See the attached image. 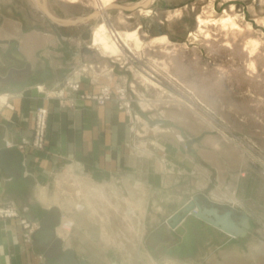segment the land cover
Wrapping results in <instances>:
<instances>
[{
  "label": "rangeland",
  "instance_id": "374dc122",
  "mask_svg": "<svg viewBox=\"0 0 264 264\" xmlns=\"http://www.w3.org/2000/svg\"><path fill=\"white\" fill-rule=\"evenodd\" d=\"M137 1L140 0H116V3L129 4ZM50 3L54 12L62 18L87 16L94 12L93 7L89 5L78 4L66 7L65 12L62 2L50 0ZM149 10L151 12L148 16L137 10L123 11V13H119L118 9L110 10V16L105 19L109 29L131 31L140 26L138 32L144 46L139 51H126L125 56L116 58V62L107 59L105 66L111 68L113 72L111 78L104 76L108 70L101 65V61L98 62L97 64L101 66L94 67V71L100 76L95 78L90 74L93 71L91 68L87 67L86 71L81 70L78 56L82 47L89 46L90 32L97 24L103 22L102 18H90L86 24L61 26L39 12L34 0H0V17L19 19L22 22L21 37L36 36L41 41L39 51L45 54L43 56L45 58H42L40 65L45 67V73L35 77L34 87L38 85L44 87L45 84L55 86V89H48V93L45 87L39 93L45 97L40 98L43 101L41 104L38 105L37 102L30 109L31 141L20 143L17 147L26 155L33 154L27 151V148L31 146L33 140L37 107L44 106L48 109L49 100L54 99L63 109L80 107L79 101H91L98 107H104V113L110 115L108 121L104 122V134L110 135L109 143L105 145L111 146L112 141L115 146L122 149L130 147L134 153L152 155L154 160L160 157L164 160L169 158L170 161L174 159L177 148L185 156L187 139L201 137L202 140L213 136V139L226 147L230 153L244 155L250 162L260 165L264 173V26L262 23L264 0H154L149 5ZM225 14L234 17L240 26L246 23L251 25L252 31L243 35L258 40L256 57L253 58L256 60L254 71L246 64L247 59L233 55L224 45L227 41L236 38L237 44L241 46V36L236 37L231 31H222L218 26L210 24L202 27L203 32H197L198 16L217 19ZM205 30L210 35L209 39H205ZM195 33H197L196 39L191 36ZM84 34H89V38L83 39ZM160 36H166L171 44L179 46L177 53L179 56L170 59L171 57L164 54V47L170 48L171 44L152 46L147 44L151 38ZM24 50L30 52V49L24 48ZM61 53L63 57L59 56ZM93 55L90 59L95 60L94 64L97 62L96 59L102 60L98 53ZM65 57L75 59L70 63ZM164 62L168 63V67ZM48 66L55 67L57 72L46 71ZM130 67L138 73L147 75L156 85L148 88L141 85L138 78L134 79ZM76 73L79 75L75 80ZM55 82L59 83L53 85ZM49 94L53 97H48ZM144 103L149 105L146 111L149 116H153V119L167 120L169 123L163 124L161 129L155 132L149 124L150 127H146L138 122L135 114L139 115L138 111H141V104ZM170 123L183 129L185 134L184 137L181 136L182 141L177 137L180 132ZM194 145L196 144H192L190 148L192 149ZM206 147L202 143L201 151L207 152ZM47 148L46 146L41 152L46 151ZM104 166V172L109 173L106 162ZM61 177L66 178L64 174ZM67 178L65 184L59 185L65 195L57 205L62 206L68 198H72L70 204L77 213L85 215L87 210L88 218L100 225L101 240L109 247V250H106L107 261L104 250L91 248L83 239L75 237L79 243L83 242L81 244L86 251L81 252V258L87 259L89 264L90 262L122 264L124 256L118 250L121 245L133 254L130 264H135L137 261L151 264L150 257L155 264H164L163 260L168 256H175V252H169V249L183 241L185 244L188 243L186 246L188 248L183 251V259L187 261L191 259L189 247L193 235L171 233L172 237L167 235L165 239L161 235L168 214L177 206L160 212V217L156 219L152 217L148 222L150 231L144 233L140 240L139 237L135 239V227L132 232L129 226L130 212L125 207L121 206L118 212L123 217V228L118 230L110 226L111 228L108 229V225L112 224V214L109 210L113 209L109 190L103 189L107 201L102 200L100 195L87 194L89 199H85L83 196L86 195L85 183L71 177ZM86 185L89 186L86 187L87 189H95V192L102 188V185L96 183ZM76 188L83 194L78 196ZM121 188L123 189L124 186L122 185ZM191 196L189 192L184 193V198ZM80 199L83 201H79ZM77 204L88 207L85 210L82 207L79 211ZM9 207L15 209L13 206ZM7 209L8 207L0 204V210ZM148 210L149 216L155 214L152 208ZM0 219L19 220L23 231V245L29 242L30 230L39 225L38 221L33 223L26 220L24 223L23 218L19 219V217L3 216ZM70 222L72 223L71 220ZM162 224L164 225L161 226ZM186 225L190 228L194 222L190 220ZM159 226L161 227L154 235L153 232ZM252 237L255 240L259 238L256 235ZM158 239L163 241L160 243ZM258 240L261 241L260 238ZM135 242L138 243L133 244ZM138 247L144 249L141 257L138 255ZM113 250L117 252L116 256L110 254ZM28 252L31 253L29 250ZM77 259L82 260L78 257ZM255 262L252 257L247 260V264ZM200 264H206V259H202Z\"/></svg>",
  "mask_w": 264,
  "mask_h": 264
},
{
  "label": "crops",
  "instance_id": "0c3cea01",
  "mask_svg": "<svg viewBox=\"0 0 264 264\" xmlns=\"http://www.w3.org/2000/svg\"><path fill=\"white\" fill-rule=\"evenodd\" d=\"M21 30L22 22L19 19L0 17V75H5L11 67L20 68L21 63H29L32 71L25 80L0 88V149L14 148L22 156L21 176L17 180L6 177L0 169L1 205L13 206L19 219L33 223L39 221L50 208H57L59 223L55 233L62 241L63 249H73L76 256L82 259L81 252L86 248L81 244L83 242H78L77 238H81L91 248L104 250L107 260L106 250L109 247L101 240L100 225L88 218V211H85V215L77 213L69 198V201L64 199L66 202L62 206L57 205L65 195L60 182H67V177L90 185H108L112 181L116 190L121 189L123 182H128L134 187V196L138 191L135 186H142L144 204L140 218L132 214L135 239L139 237V240L150 231L148 222L152 217L156 219L160 217V212L177 206L168 214L171 216L197 195L206 202L244 212L249 217V228L242 237L233 238L194 217H187L171 233L193 235L189 247L191 259H183V251L188 248V243L183 241L169 249V252H175V256H168L163 260L164 264H200L202 259H206V264H247L250 257L256 260L254 264H264L263 169L244 155L230 153L212 135V138L195 143L191 153L186 149L185 156L177 148L173 160H164L163 157L154 160L152 155L134 153L130 147L122 149L112 141L111 146L105 145L109 143L110 135L105 136L103 128L110 115L104 113V107H98L91 101H79L80 107L63 109L54 99L49 100L47 105V150L27 155L23 153L17 145L31 141L30 109L37 102L41 104L43 101L40 98L45 97L33 85L36 83L35 77L45 73V67L40 65L45 54L39 51L41 41L36 36L22 38ZM24 48L30 49V52ZM59 56L64 55L61 53ZM93 56L83 55L82 59L79 54V66L84 60L93 61L90 59ZM65 58L70 63L75 59ZM54 68L48 66L46 71L57 72ZM77 78L75 76L74 79ZM44 87L46 93L48 89H55V86L46 84ZM111 117L114 118L113 115ZM202 143L207 146L205 153L201 151ZM105 162L109 173L104 172ZM63 174L66 178L61 177ZM185 192L192 196L184 198ZM113 195L112 200L116 201ZM149 208L155 211L154 215H148ZM109 212L112 214V224L108 225V229L110 226L118 230L123 228L122 215L113 209ZM65 217L72 221L69 240L57 233ZM190 220L194 225L189 228L186 224ZM37 227L30 230L29 242L23 245L19 220L0 219V264H47L43 254L33 248L30 239ZM252 235L258 236L261 241L259 238L255 240ZM150 262L155 264L151 257ZM135 264L143 263L137 261Z\"/></svg>",
  "mask_w": 264,
  "mask_h": 264
},
{
  "label": "bare ground",
  "instance_id": "6f19581e",
  "mask_svg": "<svg viewBox=\"0 0 264 264\" xmlns=\"http://www.w3.org/2000/svg\"><path fill=\"white\" fill-rule=\"evenodd\" d=\"M55 1L56 2L57 1L62 2L63 9L65 12L67 11L66 7H70V6L78 5V4L83 5V6H85V5L92 6L94 12L91 15H87V16L62 18V17H59L54 12V10L51 6L52 2L50 3V0H34L36 9L39 12H41L44 16H46L49 20H51L53 23H56L55 21H53V19H55L58 22L56 24H60V25L65 24V23H68L69 25H77V24L80 25V24H86L90 18H102L103 19V22L97 24L92 29V31L90 32V40H89V46H88V48L90 50H92V52H94L96 54L98 53L99 54L98 56L100 57V59L102 58V60L96 59L97 62H95V64H94L95 60L83 61V63L81 64V68H82L81 70L86 71L87 67L91 68L93 71L90 72V74L95 76V78H98L100 76V74H97L94 71V67H96V66L100 67L102 65L104 68H106L108 70V73L105 74L104 76H109L108 78H111V77H113V72H112L111 68L108 69L105 66L107 59H109L110 61L116 62L115 61V60H117L116 58H119L120 56L121 57L125 56L126 51H129V52L134 51V50L139 51L144 46V43L142 42V40L139 36V32H138L140 26L134 30H131V31H114V29L113 30L109 29V27L107 26V24L105 22V19L110 16V10L115 9L114 6H116V5L131 6V5H136V4H143L146 0H140V1H137L135 3H129V4H117L116 0H55ZM153 1L154 0H151L150 3H152ZM118 11H119V13H123V11L120 9H118ZM137 11H139L140 13H144L145 16L146 15L148 16L149 13L151 12L149 10V8H147V9H141L140 8ZM196 21H197V32H203L202 27L210 24V25L218 26L219 29H221L222 31H228L229 30V31H231V33L234 36L236 35V37L241 36L242 37L241 46L239 44H237L236 38H234V40L227 41L224 45L226 46V48H228L231 51V53L233 55H238L242 58L247 59L246 64L248 65V67L252 71L255 70V66H256L255 61L256 60L253 58L256 57L255 52H256V48L258 46V40L253 39L249 36L245 37L243 35L244 33H250L252 31V27L249 23H246L244 26H240L236 22V19L229 14H225L224 16H221L217 19L216 18H203L201 16H198ZM262 23L264 26V22H262ZM204 34H205V39H209L210 35L206 30L204 31ZM191 36H193L196 39L197 33L191 34ZM147 44L152 46L153 44H155V45L156 44L157 45H168L171 43L166 36H160V37L151 38L149 40V42H147ZM163 50H164V54L169 56V58L171 57L170 59H172L176 55H178L177 53L179 51V46L176 44H171L170 48L164 47ZM100 61H101V65H98L97 63ZM86 62H88V63H86ZM169 62H171V64L173 63L171 60ZM164 65L168 67V63L164 62ZM129 70L132 72L134 79L136 80L138 78L139 83H141V85L145 86L146 88H148L149 86H155L156 85L154 82H152V80H150L147 77V75L140 73V72L139 73L136 72L133 67H130ZM76 74H77L76 76L79 75L78 73H76ZM131 86L133 87L132 84H131ZM36 90L42 92L43 87L37 86ZM48 96L53 97V96H51V94H49ZM140 109H141V112H143L147 116H149L146 113L147 109H149V105L147 103L141 104ZM135 117H136V120L138 122L143 123L146 127H150L148 125V123L140 115L135 114ZM149 118L153 119V116H149ZM162 126L163 125H156V126H151L150 128L155 130V132H156V130L158 131L159 129H161ZM177 137L179 140L182 141L181 135L178 134ZM21 162H22V156H21ZM62 184H65V183L60 182L59 185L61 186ZM123 185H124L123 189L121 188V189L116 190V185L111 181L108 185L107 184L102 185L101 186L102 188L97 189V191L95 192V189H91V188L87 189L86 187L88 185L85 184L84 192L86 195H83V196L85 199H89L88 195H100L101 196L100 198L102 200L107 201V199L103 193V189L109 190L111 192V194L112 193L114 194V195L113 194L112 195L116 199V201H113L112 195H111L110 201L112 203L111 207L113 208V210L114 211L117 210V212H119L120 207L122 206V207H125L128 210V212H130L131 220H129V226L133 232L135 224H134V221L132 218V214H136L140 218L142 204H144V197L142 195L144 190H143L142 186H137V187L135 186V188H137L138 191H137V193H135V196H134V190H133L134 187L132 185H129L128 182L127 183L123 182ZM78 188H76L77 189L76 193L78 194V196H80V194H83V192L81 190H78ZM132 193H133V195H132ZM117 196H118V198H117ZM71 199L72 198H69L70 201H71ZM69 200H67V201H69ZM136 201H137V203H135ZM82 207L85 210V208L88 207V205L77 204L78 210L82 209ZM71 226H72V223L70 222V220L67 217H65L62 221L61 228H59L57 230V233L60 236H62L65 240H69L71 237L70 236L71 233H69L71 230ZM164 227L165 228H164V230H162L161 235L163 237H166L167 235L172 237L171 230L167 227L166 224ZM120 248H121V250H120ZM120 248L118 247V250L124 256L122 258V264H130V259H132L133 254L128 252V250L124 247V245H121ZM143 253H144V249L143 248L141 249V247H138V255L141 257V256H143ZM110 254L113 256H116L117 252L113 250V251H110ZM108 257H109V255H108Z\"/></svg>",
  "mask_w": 264,
  "mask_h": 264
},
{
  "label": "water",
  "instance_id": "95a60500",
  "mask_svg": "<svg viewBox=\"0 0 264 264\" xmlns=\"http://www.w3.org/2000/svg\"><path fill=\"white\" fill-rule=\"evenodd\" d=\"M151 0H146L143 4L131 6L116 5L115 9H120L126 12H134L138 9H147ZM58 23L55 19H53ZM60 25V24H57ZM61 26H69L68 23ZM83 39H88L89 34H84ZM92 50L88 47L80 49L81 58L83 55L92 56ZM20 68L11 67L5 75H0V88L7 87L13 82H21L32 74L31 65L29 63L20 64ZM138 114L150 125H163L169 123L164 119H151L145 113L138 111ZM172 127L180 132L184 137L183 129L171 124ZM201 137L187 139L185 141L186 149L191 153L190 146L198 143ZM0 169L6 177H11L17 180L21 176V154L14 148L0 149ZM194 217L219 231L233 237H242L249 228V217L242 211L235 208L206 202L198 196L190 198L180 209L169 216L165 224L170 230H174L187 217ZM59 222V210L50 208L43 215L38 223V227L30 236L33 248L42 253L47 264H89L86 260H78L73 249H63L62 241L56 236L55 229Z\"/></svg>",
  "mask_w": 264,
  "mask_h": 264
},
{
  "label": "built area",
  "instance_id": "2783aa9c",
  "mask_svg": "<svg viewBox=\"0 0 264 264\" xmlns=\"http://www.w3.org/2000/svg\"><path fill=\"white\" fill-rule=\"evenodd\" d=\"M49 111L44 106H39L35 110L34 126H33V140L31 146L27 148V151L30 153H36L43 150L47 146V119ZM8 207L7 210H0V217H19L16 209ZM23 222L26 223V219H23Z\"/></svg>",
  "mask_w": 264,
  "mask_h": 264
}]
</instances>
